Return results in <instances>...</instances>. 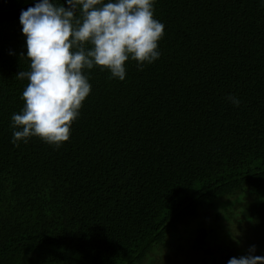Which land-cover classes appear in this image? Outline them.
<instances>
[{
  "label": "trees",
  "instance_id": "obj_1",
  "mask_svg": "<svg viewBox=\"0 0 264 264\" xmlns=\"http://www.w3.org/2000/svg\"><path fill=\"white\" fill-rule=\"evenodd\" d=\"M154 18L160 58L129 59L123 81L84 69L91 92L58 147L12 142L30 60L20 17L0 21V264L264 255V3L155 0Z\"/></svg>",
  "mask_w": 264,
  "mask_h": 264
},
{
  "label": "clouds",
  "instance_id": "obj_2",
  "mask_svg": "<svg viewBox=\"0 0 264 264\" xmlns=\"http://www.w3.org/2000/svg\"><path fill=\"white\" fill-rule=\"evenodd\" d=\"M154 3L38 0L22 10L20 24L30 71L21 70L15 76L29 83L22 93L23 109L11 117L13 129H21L13 131L12 142L27 143L38 136L58 147L69 140L71 124L91 92L84 69L106 68L123 81L129 59L140 68L158 60L165 26L154 18ZM228 99L239 105L235 97ZM256 252L257 246L250 245L246 254L230 258L227 264H264V255Z\"/></svg>",
  "mask_w": 264,
  "mask_h": 264
},
{
  "label": "water",
  "instance_id": "obj_3",
  "mask_svg": "<svg viewBox=\"0 0 264 264\" xmlns=\"http://www.w3.org/2000/svg\"><path fill=\"white\" fill-rule=\"evenodd\" d=\"M36 2H38V0H34L22 7H19L11 11L0 12V21L5 20V19L19 18L22 10H26L29 7H33Z\"/></svg>",
  "mask_w": 264,
  "mask_h": 264
}]
</instances>
